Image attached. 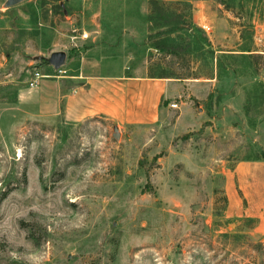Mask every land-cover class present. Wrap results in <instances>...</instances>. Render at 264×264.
Returning a JSON list of instances; mask_svg holds the SVG:
<instances>
[{
	"label": "rangeland",
	"instance_id": "1",
	"mask_svg": "<svg viewBox=\"0 0 264 264\" xmlns=\"http://www.w3.org/2000/svg\"><path fill=\"white\" fill-rule=\"evenodd\" d=\"M148 1L0 0V264H264L255 169L234 172L264 150V0H204L217 59L189 67L146 45ZM116 47L126 73L191 78H154L174 88L150 124L64 121L63 78Z\"/></svg>",
	"mask_w": 264,
	"mask_h": 264
},
{
	"label": "crops",
	"instance_id": "2",
	"mask_svg": "<svg viewBox=\"0 0 264 264\" xmlns=\"http://www.w3.org/2000/svg\"><path fill=\"white\" fill-rule=\"evenodd\" d=\"M47 7L48 5L43 7L45 9L43 11L45 25H48V21H51L53 15ZM218 8L221 9L220 4ZM211 10L207 1L194 0L193 17L195 23L201 28L205 25L210 26L211 33H213L211 22H217L215 21L217 17L211 13ZM219 20L222 21V19ZM210 34L207 35L211 36ZM224 37L220 41L217 39V44H224L225 41L223 40L226 39ZM110 52L102 54L91 51V54H83L78 61L75 73L63 78L61 82L62 109L60 114L64 121L79 122L93 119L96 116H103L109 121L120 120L124 124H150L154 121L152 118L157 114L161 98L164 94H167V91L173 90L174 84L167 85L162 81H153L154 78L149 76L148 65L144 63L133 67L130 72L126 73L127 61L124 54H122L124 49L121 51L120 48L116 47ZM128 56L131 57L132 54ZM181 85L183 89H186L184 86H189L187 89H192V95L198 90L195 88L198 84L192 82H184ZM253 163L238 166L234 172L237 173L238 178L246 179L251 175V171L255 169L252 177H255L258 181L256 190H252L249 186V194L243 192L245 197L251 196L255 204L264 205V180L256 173L258 169L262 168V164L258 161ZM245 181L247 182V179ZM228 193L231 202L233 200V203L237 204L238 200L231 184L228 187Z\"/></svg>",
	"mask_w": 264,
	"mask_h": 264
},
{
	"label": "trees",
	"instance_id": "3",
	"mask_svg": "<svg viewBox=\"0 0 264 264\" xmlns=\"http://www.w3.org/2000/svg\"><path fill=\"white\" fill-rule=\"evenodd\" d=\"M192 12L193 4L189 0H149L148 36L145 39L148 48L171 56L182 67H189L192 60L201 61L200 57H203L204 65L209 66L208 59H217L216 51L202 28L191 22ZM196 75L193 78L201 77ZM150 77L180 80L191 78L166 72ZM261 159L264 160V150L261 155L253 158L255 161Z\"/></svg>",
	"mask_w": 264,
	"mask_h": 264
},
{
	"label": "water",
	"instance_id": "4",
	"mask_svg": "<svg viewBox=\"0 0 264 264\" xmlns=\"http://www.w3.org/2000/svg\"><path fill=\"white\" fill-rule=\"evenodd\" d=\"M21 0H9L8 5H14L18 2H20ZM66 61V54L63 52H56L53 53L49 59V63L56 69L58 70L59 68H61L64 63Z\"/></svg>",
	"mask_w": 264,
	"mask_h": 264
},
{
	"label": "built area",
	"instance_id": "5",
	"mask_svg": "<svg viewBox=\"0 0 264 264\" xmlns=\"http://www.w3.org/2000/svg\"><path fill=\"white\" fill-rule=\"evenodd\" d=\"M203 31L206 33V34H210L212 32L211 30V27L208 26V25H205L203 26ZM82 39H86L88 38V34L87 33H84L82 36ZM58 72L59 75H65L66 74V71L61 67L59 68L58 70H56ZM42 78V76L39 74V73H36L35 74V77L33 78V83L31 84L32 87H35L37 84H38V81ZM171 107L173 109H178V104H172Z\"/></svg>",
	"mask_w": 264,
	"mask_h": 264
}]
</instances>
